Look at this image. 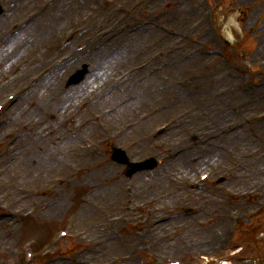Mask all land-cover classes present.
<instances>
[{"label":"rangeland","instance_id":"rangeland-1","mask_svg":"<svg viewBox=\"0 0 264 264\" xmlns=\"http://www.w3.org/2000/svg\"><path fill=\"white\" fill-rule=\"evenodd\" d=\"M11 1L1 0L0 2L4 8H7V6H11ZM38 1L35 0L29 8L14 15L15 17L8 15L6 17L8 23L30 11ZM68 1L58 0V3L48 9L36 24L57 13L58 9ZM74 1L80 6L84 5L83 3L79 4L78 0ZM136 1L142 0H90L80 10L79 20L68 21L65 14L61 16L57 29L50 39L53 36L60 37L67 28L74 26V23L77 25L83 20H88L91 23V29L82 36V42L91 43L90 50L92 52H100L105 58H109L110 55L113 57L106 60V66L104 63H99L102 64L103 69L96 74L90 65L91 76H94L88 82L86 90L79 92L80 86L61 90L63 78L78 65L79 54H76L58 71L48 74V77L60 74L53 83L48 84L52 85L55 92V102H48L47 100L50 99L48 96L46 98L41 96L44 92V88L41 89V87L47 82L45 79L32 89L33 92L29 97H26L25 100L23 97L10 109L8 114L13 117V121L8 120L7 115L0 117L6 119L5 123L0 126V147L3 144L6 146L10 136H14L13 139L16 141L12 147L6 146L7 154L0 158V172L3 171L0 174V200L5 198L4 204L18 212L19 218H23L22 223L13 224L14 219L3 220V210H0V264L14 263L18 261L16 259L18 254H20L18 258L20 259L28 248H38L48 238L51 229H66L68 225H72L76 230L88 229L91 233L90 230L94 229L95 222L102 221L103 217L100 211L106 210L107 214L116 213L118 206L123 204V198L120 195L121 187L124 185H131L133 188L130 195L132 203L130 204L149 202V197H155L156 200H159V207L165 206L167 210L175 209V212L179 213L176 219H184L181 215V208L185 203L192 200L193 205H201L199 199L187 197L184 186L188 187L189 181L199 182V174L205 172L211 173L207 181L209 183L203 193L210 195L208 198H213L214 201L220 203V193L223 189L224 192L232 194L230 201L233 204L229 207L230 209L241 210L242 214H252L255 209L262 208L259 214L243 218L235 242L237 243L236 247L219 254L220 251L217 250L216 245L219 237L224 234L222 232L212 240L210 246L203 244L198 237L204 236L206 232L201 230L202 226L197 224V220L200 221L210 216V213H206L202 216H194L190 228H186L183 224L179 225L176 221L174 224L168 223L163 227V230H158L151 236H146L143 233L148 229L147 224L144 226L145 229L139 227L141 232L138 233L134 231L132 225L119 224L112 231L118 246L109 248L103 257L94 256L85 251L88 248V245L85 244L87 241L81 238L78 241L65 240L64 244L70 243L67 245L69 247H64L65 254L72 257L75 252L80 253L79 264H84V260L101 263L113 256L124 255L131 249H138L141 245L158 241L159 245L156 249L144 254L145 260L164 262L165 264H202L203 261L199 257L209 255L210 257H221L222 260L229 261L227 263L231 264H253V257H261L264 261V145L261 138H258L259 133L264 136V130H262L263 126L259 128L256 125L259 124L256 122L258 121L257 114L264 112V99H261L257 94L264 88V63H262L264 60V0H149L150 7L148 4L145 6V3L135 6ZM164 4L167 7L164 8ZM18 5L20 4L11 6L13 12ZM207 6H216L219 37L215 35L213 37L214 33L210 24L203 23V20L206 19L205 9ZM125 7L130 15L124 12ZM102 19H104L102 24L97 26L98 20ZM5 25L2 26L3 29ZM198 25L201 26L200 29H204V33L198 32L196 28ZM30 27L24 31H29ZM152 30L155 33L150 36L143 34V32ZM18 32L16 29L15 34L17 35ZM112 32L113 36H111ZM96 33L99 35L98 38ZM135 33H138L139 37L144 35L138 43L139 46L123 48L121 45L124 41L122 36ZM26 38L28 37L24 35L17 39L14 43L15 49L18 47L19 41L24 43ZM85 39H92V41H85ZM73 43L74 41L69 44ZM83 43H81V52L85 49ZM169 46L172 48L171 54L167 52ZM201 49L206 52L204 55L201 54ZM28 50L32 51L31 48ZM156 51L163 52L162 56L154 58L157 62L145 65L129 78L101 92L113 76L119 74L127 66H135L144 62L152 52ZM61 52L62 50H58L56 53L43 54L39 58L42 61L45 59L43 63L33 70L29 69L25 77L19 78L15 83L24 84L26 76L35 73ZM182 54L186 55L182 57ZM7 55L4 54L2 59ZM25 55L32 56L25 51L21 57ZM194 56L200 58L197 64L191 62ZM20 59L22 58L16 57L13 62ZM168 62L184 64L182 69H173L167 73L166 69L170 65ZM205 64L208 65V68L204 66ZM247 65H251L253 68L260 67V70L257 73H252L247 69ZM163 66H165L164 69L160 71ZM21 69L24 71V66ZM11 73V71L7 72L1 77L6 78ZM201 74L202 76L210 75L208 80L204 78L209 82L203 84L204 86L197 84L203 80ZM248 74L251 75L250 81H248ZM162 75L166 76V81L169 84V87L163 86L158 89L163 94L154 96L150 90L142 92L139 90V84L142 81L148 80L149 77L155 79L156 76L161 80ZM188 76H193V79L187 83L186 77ZM178 80L183 84L178 86L176 84ZM126 85L129 87L127 88ZM57 97H61V101L65 99L66 103L69 99H73L75 107H60ZM249 97L250 100H248ZM87 99L89 102L94 99L97 103L94 106L90 105L89 110L87 104L83 108L84 113L81 118L66 121V116L76 111L78 105ZM137 99L142 101V106L138 111L134 112L133 109L122 111L125 105ZM247 105L250 106L247 107ZM105 108L107 117L103 118V121L115 126L112 130L124 128L122 130L123 137L117 145L125 148L131 159L136 161L146 155L162 157V162L153 172L144 173L151 174L144 181V190H141L140 193L136 191L139 185L136 180H133V177L138 174L131 178H124L122 169L106 158V146L98 157L85 158L87 162L79 174L61 186L55 185V188H59L55 192H51L53 195L47 193L46 198L49 197L54 204H56V198H61L57 203L58 212L55 210L51 218L45 220L40 218L42 217L40 212H37L33 218H27L25 214L30 208V203L36 199L19 189L29 190L33 187L48 189L52 187L50 182L54 181V178L60 177L61 172H70L67 170L66 164L75 163L82 157L77 152L78 146L82 143V138L79 136L85 134V137H91L95 131L88 129L82 133L80 129L76 131L75 127L82 125L81 120L86 116ZM140 114L146 118L143 122L145 123L144 127L139 133H130L139 126H135V121ZM154 118H156L155 121L149 124L148 122L153 121ZM189 118L195 120L194 125L182 127L181 130L176 131L179 124L182 125ZM168 119H173L177 124L171 127L167 133L148 142L150 141L146 138L148 129L152 126H159ZM25 122H30L32 125L18 131ZM227 124L231 126L235 124L234 129L237 133H244L243 137L249 141L245 147L222 144L219 138L228 136V134H221V131L225 132ZM171 133L172 137L167 138V135ZM86 134L88 135L86 136ZM40 135L45 136L41 137ZM241 140L243 141V139ZM155 141L160 143L167 141V143L157 150L156 147H153ZM145 143L147 144L146 148H139L140 144ZM213 145L215 146L213 147ZM128 146L131 147L128 148ZM212 148L224 149V156L213 157L209 151ZM187 149L191 151L189 160L194 159V162L198 163L203 160L204 163L196 169H191L190 166L180 168L181 165L175 166L174 169L173 163L178 162L182 158V153ZM47 150L58 151L65 157L60 161L59 166L53 167V164L48 160V162L43 161L44 165L41 163H37L39 164H36L37 166L29 165L27 170L17 174V163L21 156L28 153L35 156H47L49 154ZM251 151L253 152L249 155ZM2 158L4 163L1 161ZM253 164L255 168H253ZM100 167L101 169L103 167L105 169L114 168L116 171L109 175L103 173L99 176L95 175L93 179H88L96 170L100 171ZM255 169L259 174L253 172ZM166 172H172V174L171 177L166 175L163 184L160 183V180L158 182L152 180L157 179L154 177L155 174L164 177ZM220 177H224L222 182H220ZM96 183L97 187L107 186L113 189L118 194V196L115 195L118 198L113 201L108 200L107 203L100 197L97 199L96 191L90 193L96 187ZM189 192L192 193V191ZM246 192L248 196L243 198L242 195ZM14 193H18L21 197ZM165 193L172 195L170 200L163 198ZM82 197H88V201L84 202ZM155 204L154 201H151L148 203V207L158 208ZM83 206L92 208L99 216L80 220L76 215ZM208 208L211 209L210 206ZM131 214L137 216L134 212ZM149 218L153 219L155 216L152 215ZM28 226H33L37 231L42 230V237L34 238L27 234ZM168 232H172L168 238L170 241L160 238L161 234ZM164 241H167L168 246L161 244ZM238 246H242V250L240 256L236 257L233 251ZM244 256H251V262L240 258ZM134 262L138 263L139 260ZM40 264L43 262L41 261ZM59 264H71V262L63 261Z\"/></svg>","mask_w":264,"mask_h":264},{"label":"bare ground","instance_id":"bare-ground-1","mask_svg":"<svg viewBox=\"0 0 264 264\" xmlns=\"http://www.w3.org/2000/svg\"><path fill=\"white\" fill-rule=\"evenodd\" d=\"M34 1L35 0H23L20 3V5H18L16 7V9L14 10L12 15H17L22 10H25V9L29 8ZM78 1H79V4L83 3L85 5L90 0H78ZM57 2L58 1L52 3L47 8L52 7V5H54ZM83 6H80V5L76 4L74 0H69L67 3L63 4L62 7H60L58 9L57 13H54L53 15H51L50 17H47L46 19L44 18L45 20L41 21L40 23L36 24V22L38 20H40V18L39 19H34L32 21H29L28 24L31 25L29 31H22L21 30V32H18L17 35H14V36L9 38L10 39L9 42L11 43V45L13 44L12 46H10L12 53H16V54H18V57H20V54H19L20 52H18L15 49V44L14 43L17 41V39L21 38L24 35H26V37H28V38L25 39L24 43L28 44L29 40H31V44H32V45H29L26 48V51H28L27 54L36 53V52L44 54V53H48L52 49L54 51L55 50V48H54L55 45L54 44H56V45L58 44L57 37L53 36L52 39H50V36L52 34H54L55 30L57 29V26H58V24H59V22L61 20L60 17L65 14L67 16L66 19L68 21L78 20L80 18V10L83 8ZM25 15L28 16L27 13ZM40 16H42V14ZM13 17H15V16H13ZM20 20L21 19H19L18 22ZM101 22H103V19L98 21L97 26H100L99 24ZM35 24H36V26H35ZM27 27H28V25H27ZM153 33H155L154 30H152L151 32H148V31L147 32H143V34H145L147 36H150ZM122 37H123L124 41L121 43V45L124 48V47H128V46H131V47L132 46H139L138 43H139V41H141L143 39L144 35H140V37H139L138 33H135V34H124ZM81 39L82 38L79 35V37L76 39V43L78 45L83 43ZM86 41H92V39L91 40H87L86 39ZM34 45H37V46L33 49L32 52L29 51L28 49H30V48L32 49V46H34ZM83 45L85 46V49H84L83 52H79L80 54H79V57H78V62L80 64H82V63L88 64L89 63V65H92V69L94 71V74L97 73V70L103 69L102 64H99V63H104L105 66H106V60L113 57L112 55H110L109 58H105L103 56V54L100 53V52H92L90 50L91 43H86L85 42V43H83ZM8 46H1L0 47V68L3 71V73H6L7 71H9L10 67H11L10 65L6 64L3 61L4 58L2 59V56L5 53L11 52L10 49L8 48ZM18 47H23L22 46V41H19ZM199 59L200 58L198 56H194L193 57V61L191 60V62H193L194 64H197L198 63L197 61ZM183 64L184 63H182V62H178V63L174 62V63L171 64V67H168L166 69V71L168 73V71H171L173 69L180 70V69H182L181 67L183 66ZM24 68H26V67H24ZM25 74L26 73H23V74H21V76L24 77ZM58 76H60V74H57V75L53 76L51 79H47V82L43 85V87H41V89L44 88V92H43V94L41 96L44 97V98H46V96H48L50 98L49 100H47L48 102H50V101L55 102L56 101L55 100V92L53 90V87H51L52 85L49 86L48 84L49 83L50 84L53 83V81L56 80V78H58ZM162 76L163 77H162L161 80L158 79V77L156 76L155 79H150V77H149L148 80H145L144 82L142 81L139 84V90L141 92L145 91V90H150L154 94V96L163 94V92H160L158 89L160 87H163V86L169 87V84L166 81V79H167L166 76L165 75H162ZM201 77L203 78V80L201 82L197 83V84H199V85L201 84L200 86H204L203 84L209 83L207 81L208 78H210L209 74H207L206 76H204V75L202 76V74H201ZM91 78L92 77L88 76V78L86 80V84L87 85H88V81ZM204 78H207V80H204ZM40 81L42 82L44 80L41 79ZM128 87L129 86H127V88ZM175 89H177V88H175ZM257 94L260 95L259 97L261 99H264V88L259 90L257 92ZM248 100H250V97L248 98ZM57 103H59L60 107H62V108L72 107L74 105L73 99H70L68 101V104H67L65 99H63L61 101V97H57ZM90 105H92V104H90ZM141 106H142V101L140 99L139 100L137 99V100L132 101L129 104L125 105V107L122 109V111H128L130 109H133L134 112H136V111H138L141 108ZM249 106L250 105H247V107H249ZM119 114H121V113H119ZM214 118L216 119L218 117H214ZM111 119L115 120L114 118H111ZM155 119L156 118H154L153 121H150L148 123L152 124L155 121ZM194 123H195V120L193 118H189L182 125L179 124L178 128L176 129V131L181 130V128L185 127V126H193ZM144 124L145 123L139 124V126H137L135 129H133V131H130V133H135V134L139 133L142 130V128L144 127ZM93 126H94V123H91V124L89 123V124H87V126H85V125L79 126L78 125L77 127H75V130L77 131L78 129H80L82 131V133L83 132L85 133L86 131H88V129H92ZM53 128H55V127H53ZM262 129L264 130V125H263ZM52 131H53V129L51 130V132ZM45 133H46V131H45ZM243 135H244L243 132L237 133V131H236V132H234L232 134H229L228 136L226 135V136L220 137L219 140H221L222 144L224 143L225 145H227V144L231 145V146L239 145V146L245 147L246 143H248L249 141L247 139H245L243 137ZM40 136L44 137L45 135H40ZM167 136H168L167 138L172 137V133L167 135ZM241 139H243V141ZM148 142H152V141H148ZM155 142L156 143H154V145H155L154 147H159V149L161 148V146H163L165 143H167V142H164V143L161 144L159 141H155ZM225 145H223V147L226 148ZM146 146H147L146 143L145 144H140L139 148L143 149V148H146ZM214 146L215 145H213V147ZM42 147H44V146H42ZM209 151H210V153H211V155L213 157L215 156L217 158H221V157L224 156V153H223L224 149H220V148L213 149L212 148V150H209ZM47 152L49 153L47 156H35L34 154H31V153H28V154H25V155L21 156L20 160L17 163V169H18L17 174H20L21 172L27 170V167L29 165L33 166V165H36L37 163L43 164V161H47L48 162V160L51 162V164H53L52 165L53 167H56V166H59L60 161L63 158H65V157H63L62 154H59L58 151L51 152V151L47 150ZM190 153H191L190 149H188L185 153H182V158L179 159L178 162L173 163V165H174L173 168L175 169V166L177 167V165L178 166L181 165L182 167H180V168H185L186 166H190V167L194 166V169H196V168H198L197 166H200L201 164L204 163L203 160L199 161L200 163H197V165L195 167V164L192 163L191 160H189ZM37 165H39V164H37ZM253 168H255V165L253 166ZM99 169H100V171L96 170V172L93 173L92 175H90L88 177V179H90V178L93 179L95 175L99 176V174H103V173L109 175L110 173H113V172L116 171V169H114V168L101 169V167H100ZM172 172H173V170H172ZM172 172L171 173L170 172H166V174H164V177L155 175L154 177L157 178V179H152V180L155 181V182H158L159 180L162 181V182H165L164 178L166 177V175L170 176L172 174ZM253 172H255V174H259L257 169H255ZM148 176L149 175H137L136 177L133 178V180H136L137 184L139 185L136 188L137 192L140 193L141 190H144L143 184H144L145 179ZM14 194L19 196V197H21L18 193H14ZM96 194H97L98 197L103 198V200H105V201H108V200L112 201L113 199H115L118 196V194H116V192L113 189H111V188L102 189L100 191H97ZM115 195H117V196H115ZM82 200L84 202H86V201H88V197H82ZM92 213H93V211L91 209L87 208L86 206H83V208L79 211V214L81 216H85V215L92 214ZM223 224H224L223 220L219 219L215 226L209 227V228H207L205 230L206 231L205 236L198 237V238L204 240L203 244H205L207 246H210L212 240L215 239V236L217 234H219L220 231L221 232L223 231V229H224V225ZM41 232L37 231V230H34V228H31V231L29 232V235H33L34 237L35 236H39V235H41ZM117 246L118 245L115 242H112V244H110V247H113V248L117 247ZM163 246H168V245L166 243H164Z\"/></svg>","mask_w":264,"mask_h":264}]
</instances>
